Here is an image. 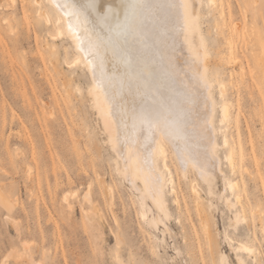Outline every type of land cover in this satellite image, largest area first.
<instances>
[{"label": "rangeland", "instance_id": "1", "mask_svg": "<svg viewBox=\"0 0 264 264\" xmlns=\"http://www.w3.org/2000/svg\"><path fill=\"white\" fill-rule=\"evenodd\" d=\"M189 2L206 44L191 30L193 48L205 52L222 172L204 180L184 171L168 145L169 170L160 165L174 179L175 191L166 187L172 216L154 225L149 217L160 210L121 173L93 106L89 69L76 63L74 42L58 36L57 9L50 0H0V264H264V0ZM225 103L230 114L222 120ZM89 185L104 214L101 237L86 216ZM208 227L218 238L215 262Z\"/></svg>", "mask_w": 264, "mask_h": 264}, {"label": "bare ground", "instance_id": "2", "mask_svg": "<svg viewBox=\"0 0 264 264\" xmlns=\"http://www.w3.org/2000/svg\"><path fill=\"white\" fill-rule=\"evenodd\" d=\"M210 1L214 3L216 0ZM50 2L58 11V36L66 35L74 42L80 51L79 58L75 60L76 63L82 62L93 78L91 87L93 106L110 138L114 153L121 161V173L136 190H141L138 185L140 182L141 198L144 199L145 193L153 206L160 210L157 216L149 217V222L154 225L158 222L166 223L164 218L169 220L172 216L166 204L168 181L172 191H175L173 175L170 172V177L167 179L160 165L162 163L169 170L168 145L171 146L184 171L192 168L205 180L221 170V160L217 152L219 146L216 140L217 129L214 124L215 102L211 96V90H208L211 81L208 80V71L203 64L206 58L201 57L205 52H202V49L193 48L194 43L190 41L192 36L190 32L192 30L194 34L193 30H195L199 35L198 45H204V36L202 37V33L199 32L201 31L200 19L196 20L193 13L196 8L192 9L189 0H152L153 3H163L166 7L162 12L148 16L140 37H129L125 40L117 34V23L123 21V5L126 0H95L98 6L103 4V9L97 7L91 12L81 8V4L87 3L88 0H50ZM65 4L70 7L64 8ZM58 5L61 6L58 7ZM72 11L80 13L79 26H77L76 18L68 15ZM70 24L72 29L69 28ZM97 38L102 43L99 48V57L93 59L92 55H88V45L90 41L96 42ZM191 38L193 40V37ZM233 41L230 34L227 38V47L231 61L237 58L234 54ZM47 51L51 58H57L58 49L54 43L47 42ZM101 62L105 78L103 85L100 84ZM201 64L204 69L200 68ZM220 86L223 92L225 85ZM169 108L183 110L181 119L184 122V128L182 134L176 139H169L154 130L150 132L147 125H141L139 121L133 119L140 113L155 114ZM221 110L222 120H226L230 114L229 105L223 104ZM224 141L228 142L226 136ZM146 146L150 147L146 148ZM232 154L227 158L233 168ZM100 180L101 184L109 189L106 180L102 177ZM229 185L233 190L236 182L231 181ZM192 188L194 189L192 191L196 192L195 186ZM71 195L77 197L78 191H66L62 197L63 201L69 202ZM110 198V203L114 204L113 198ZM84 199L89 203L86 216L90 227L98 230L95 237H101L104 214L92 198L90 185ZM239 199L240 196H237V202ZM175 200L179 205L177 196ZM229 205H236V203L229 201ZM112 211L116 218L113 208ZM150 211H153L151 206L142 212L144 219L148 217ZM238 218H240L239 214ZM165 225L166 229H169L168 224ZM215 238V234L208 227L205 239L211 245L210 251L214 262L215 253H217V246L214 245ZM239 248L253 256L255 262L259 261L252 246L241 244ZM32 261L33 259L30 262ZM33 264H35L34 261Z\"/></svg>", "mask_w": 264, "mask_h": 264}, {"label": "snow or ice", "instance_id": "3", "mask_svg": "<svg viewBox=\"0 0 264 264\" xmlns=\"http://www.w3.org/2000/svg\"><path fill=\"white\" fill-rule=\"evenodd\" d=\"M61 5H58L60 7ZM64 8H69L70 6L65 4ZM99 7L103 9V4L99 6L95 3V0H88L87 3L81 4V8L85 11H95ZM166 7L163 3H153L152 0H126V3L123 5L124 8V18L122 22L117 23V34L122 36L125 40L129 37L138 38L142 35L145 20L149 15H155L157 12H162ZM109 11H112L109 9ZM68 15L74 16L77 21V26L80 23V13L76 11L69 12ZM69 28L72 29V25H69ZM120 29H123L120 31ZM79 39V36H77ZM102 41L97 38L96 42H89L88 45V55H92L93 59L99 57V48ZM95 50V51H94ZM84 51V49H81ZM91 64V61H89ZM101 71L100 84L105 83V78L103 76V64L99 65ZM100 85H98L99 87ZM103 89H101L102 91ZM182 109H164L156 112L155 114L151 113H140L133 117L134 120L139 121L141 125H147L149 131H157L162 133L169 139H176L179 135L182 134L184 128V122L181 119ZM150 146H146L148 148Z\"/></svg>", "mask_w": 264, "mask_h": 264}]
</instances>
